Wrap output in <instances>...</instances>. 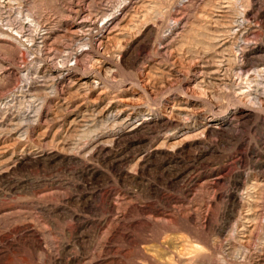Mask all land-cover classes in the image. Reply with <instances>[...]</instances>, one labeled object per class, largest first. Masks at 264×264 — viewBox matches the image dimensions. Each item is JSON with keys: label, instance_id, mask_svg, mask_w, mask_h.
<instances>
[{"label": "rangeland", "instance_id": "374dc122", "mask_svg": "<svg viewBox=\"0 0 264 264\" xmlns=\"http://www.w3.org/2000/svg\"><path fill=\"white\" fill-rule=\"evenodd\" d=\"M0 264H264V0H0Z\"/></svg>", "mask_w": 264, "mask_h": 264}]
</instances>
